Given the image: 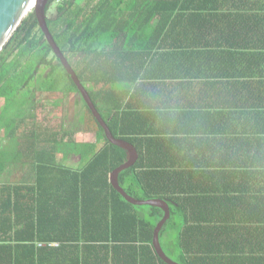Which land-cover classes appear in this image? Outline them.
<instances>
[{"label":"trees","instance_id":"obj_1","mask_svg":"<svg viewBox=\"0 0 264 264\" xmlns=\"http://www.w3.org/2000/svg\"><path fill=\"white\" fill-rule=\"evenodd\" d=\"M79 1L54 0L51 31L113 135L138 150L121 186L169 202L165 253L180 264H264V0ZM200 80L222 83H189ZM206 87L217 97L200 95ZM53 94L82 98L32 12L0 54V264H166L153 246L164 212L114 189L128 153L83 98L94 143L43 136L37 117L20 134ZM62 152L81 155V167L58 161ZM17 160L27 179L6 183Z\"/></svg>","mask_w":264,"mask_h":264},{"label":"water","instance_id":"obj_2","mask_svg":"<svg viewBox=\"0 0 264 264\" xmlns=\"http://www.w3.org/2000/svg\"><path fill=\"white\" fill-rule=\"evenodd\" d=\"M32 0H0V54L3 52L4 48L10 42L15 32L19 29L21 24L24 21L26 10L31 3ZM54 0H39V3L36 7L35 13L40 22L41 28L44 31L47 40L53 47L55 54L60 58L62 64L65 66L69 74L72 76L73 80L79 87L81 95L85 100V103L88 105L89 109L93 113L95 119L99 122L101 127L105 130V134L109 142L113 145H116L128 153V160L126 163L117 168L111 175V184L114 189L122 195V197L128 201L129 203L135 206H151L157 207L163 210L164 216L162 220L158 223L155 232H154V241L153 246L158 254V256L166 263V264H180L172 260L164 251L161 241L160 235L167 224V222L171 218V210L169 202L163 199H151V200H138L130 196L120 183V175L134 167L139 160L138 150L129 142L121 139H117L107 122L104 120L97 107L93 102V98L87 89V87L81 81L78 73L71 65L69 59L64 54L62 48L59 46L56 41L55 36L53 35L50 25H49V7L53 4Z\"/></svg>","mask_w":264,"mask_h":264},{"label":"rangeland","instance_id":"obj_3","mask_svg":"<svg viewBox=\"0 0 264 264\" xmlns=\"http://www.w3.org/2000/svg\"><path fill=\"white\" fill-rule=\"evenodd\" d=\"M79 2L82 3L83 0H80ZM58 6L59 2H55L51 5V9L49 11L50 18L54 19L58 16ZM35 10L36 9L32 12H35ZM82 98L77 94L67 96L56 94L41 96V106L39 111L31 112L28 115L25 124H23L20 128V134H25L26 132L32 130L35 118L37 117L38 120L42 121V128H46L48 130L46 134H43V136H51L52 133L57 131L59 132L57 136L58 140H63L64 142L87 140L89 137L78 138L79 133H91L86 130L88 125L84 120L86 109ZM5 104V100H0V114L5 107ZM3 128L4 126L2 124L0 126V135ZM9 143L8 139L3 141L4 146ZM17 161H19V164H23L20 160ZM17 161H13L11 165H16Z\"/></svg>","mask_w":264,"mask_h":264},{"label":"crops","instance_id":"obj_4","mask_svg":"<svg viewBox=\"0 0 264 264\" xmlns=\"http://www.w3.org/2000/svg\"><path fill=\"white\" fill-rule=\"evenodd\" d=\"M212 30V26H204L203 27V31H207L211 32ZM185 80L188 81L187 78H185ZM180 83H188V82H175V81H171V80H167L165 82V84H174V85H178ZM189 83H195V84H201V85H204V84H219V83H222V82H219V81H194V82H189ZM169 90H170V87H168L166 90L162 91L160 93V97L164 100H167V98L170 96L169 94ZM208 90L212 93L210 94L208 92ZM218 89L217 88H213V89H209V88H203L202 89V93L200 95H204L207 99H212V98H215L217 97V95H214L216 93ZM176 96V93H174V97ZM180 96L184 97L185 100L187 99H191V95L186 91V90H183L181 93H180ZM91 134V135H90ZM83 137H86L88 138L87 140L85 141H75V143H86V144H89V143H94L96 141V136L94 135V133H79L78 134V138H83ZM64 144H67V145H72L74 144V142H64ZM57 160L60 161L62 164L66 165L67 167L71 168V169H79L81 167V162H82V158H81V155L77 154V153H66L64 154V152L58 154V157H57ZM29 167L30 165L28 164H19V163H16V165H9L7 166L6 168V172L4 174V181L6 183H19V182H22V181H26L27 179V174L29 172Z\"/></svg>","mask_w":264,"mask_h":264},{"label":"bare ground","instance_id":"obj_5","mask_svg":"<svg viewBox=\"0 0 264 264\" xmlns=\"http://www.w3.org/2000/svg\"><path fill=\"white\" fill-rule=\"evenodd\" d=\"M39 3V0H32L31 3L29 4L27 10H26V13H25V17H28V15L34 10L36 9L37 5Z\"/></svg>","mask_w":264,"mask_h":264},{"label":"built area","instance_id":"obj_6","mask_svg":"<svg viewBox=\"0 0 264 264\" xmlns=\"http://www.w3.org/2000/svg\"><path fill=\"white\" fill-rule=\"evenodd\" d=\"M66 0H60V2H65ZM50 246H57V244H49Z\"/></svg>","mask_w":264,"mask_h":264}]
</instances>
